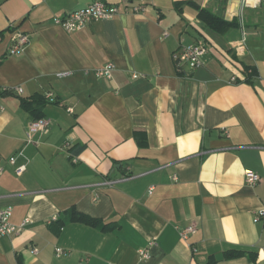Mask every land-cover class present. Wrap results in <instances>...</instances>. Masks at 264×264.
Returning <instances> with one entry per match:
<instances>
[{"label": "crops", "instance_id": "crops-1", "mask_svg": "<svg viewBox=\"0 0 264 264\" xmlns=\"http://www.w3.org/2000/svg\"><path fill=\"white\" fill-rule=\"evenodd\" d=\"M93 1L0 0V90L13 93L0 97V209L29 221L0 238V264H264V2L103 0L120 14L75 33L53 24ZM182 2L236 25L215 32ZM14 32L31 39L20 56ZM201 40L204 65L179 71L173 53ZM108 63L112 79L97 78ZM47 93L49 125L30 136L20 99ZM72 208L117 228L51 225Z\"/></svg>", "mask_w": 264, "mask_h": 264}, {"label": "built area", "instance_id": "built-area-1", "mask_svg": "<svg viewBox=\"0 0 264 264\" xmlns=\"http://www.w3.org/2000/svg\"><path fill=\"white\" fill-rule=\"evenodd\" d=\"M245 6L250 8H258L259 5L264 2V0H241ZM138 11L139 9H135ZM120 14V9L117 5L109 4L103 0H95L87 7L66 13L61 17H55L53 19V24L60 27L67 33H75L88 28L95 22L102 20H111ZM264 34V30H263ZM167 36V33H165ZM243 38L242 43L245 42ZM31 39L27 33L14 32L11 37V48L8 52L10 56H20L24 53L27 46L30 44ZM208 52L207 43L203 40L197 41L188 45H182L178 50H176L172 57L173 61L179 71L183 67L187 66L191 71H194L204 65V58ZM115 71V65L113 63L106 64L103 68L96 71L95 76L97 78L112 79L113 72ZM68 74L59 75V77H65ZM134 79L138 76L134 75ZM16 93L21 94V89H16ZM46 101L55 102L54 95L52 93H47L45 95ZM49 123L44 120L34 121L29 127L30 136L35 135L40 132H44L48 127ZM10 164L15 165L16 158H10ZM26 171V165H21L17 167L15 173L17 176H22ZM2 169H0V174ZM176 180V178H175ZM246 182L252 186H255L260 182V177L252 172L246 173ZM13 210L11 207L0 209V238L3 237H16L18 236L29 221L23 222L21 225H15L11 222ZM264 220V209L258 211L254 216V222L258 223ZM196 232V228L193 226L187 227L180 232V237L182 240L186 241L190 235ZM157 246V241H150L146 248L140 251V257L142 260H150L151 250ZM33 253H37L36 249H33ZM64 251L61 249L56 250L57 257L64 256Z\"/></svg>", "mask_w": 264, "mask_h": 264}, {"label": "trees", "instance_id": "trees-1", "mask_svg": "<svg viewBox=\"0 0 264 264\" xmlns=\"http://www.w3.org/2000/svg\"><path fill=\"white\" fill-rule=\"evenodd\" d=\"M187 4L194 6L199 12L198 16L201 22L206 27L212 29L215 32L223 33L236 25L233 22H228V21L221 19L220 17L210 13L206 9H202L198 7L192 2L176 3L175 7L181 13V7ZM247 74H248V81L251 80V77L257 76V72L255 70H251L249 72V69H247ZM8 95H13L12 91L2 92L0 90V97H5ZM20 104H21L22 109L26 111L34 119V121L45 119V114L43 110L46 107L47 103H46V99L43 96L34 95L28 99L21 98ZM73 222L82 223V224L91 226L93 228H100L103 232L113 231L115 228H117V226L105 225L102 220L96 219L84 213H81L80 211H77L75 208H72L68 212H66L63 218H58L55 221H53L51 225H54L53 227L57 228V230L60 231L67 224L73 223ZM245 256H248L249 260L252 262H255L257 258V255L254 253L247 254L244 251H229L224 254V259L233 260V259H237V258H241ZM207 264H217V261L214 257H210Z\"/></svg>", "mask_w": 264, "mask_h": 264}]
</instances>
